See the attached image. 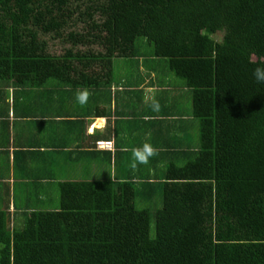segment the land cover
<instances>
[{
	"label": "trees",
	"instance_id": "trees-1",
	"mask_svg": "<svg viewBox=\"0 0 264 264\" xmlns=\"http://www.w3.org/2000/svg\"><path fill=\"white\" fill-rule=\"evenodd\" d=\"M123 59L191 90L199 147L150 193L63 182L57 210L0 211V264H264V0H0L2 81L109 87Z\"/></svg>",
	"mask_w": 264,
	"mask_h": 264
},
{
	"label": "crops",
	"instance_id": "crops-1",
	"mask_svg": "<svg viewBox=\"0 0 264 264\" xmlns=\"http://www.w3.org/2000/svg\"><path fill=\"white\" fill-rule=\"evenodd\" d=\"M153 65L116 60L114 79L101 88L51 80L29 89L0 80V211L18 225L27 212L57 210L63 182L133 181L150 193L170 154L196 151L191 90ZM145 143L156 154L133 169V150Z\"/></svg>",
	"mask_w": 264,
	"mask_h": 264
},
{
	"label": "clouds",
	"instance_id": "clouds-1",
	"mask_svg": "<svg viewBox=\"0 0 264 264\" xmlns=\"http://www.w3.org/2000/svg\"><path fill=\"white\" fill-rule=\"evenodd\" d=\"M252 77L255 82L258 84H264V66H256L252 71ZM87 97V90L78 92L76 95V99L80 103H84ZM152 109L158 110L159 103L153 101L151 104ZM156 154V150L151 147L148 143L143 144L139 148H135L133 150V162L131 163V167L133 169L136 168L137 164H147L148 159Z\"/></svg>",
	"mask_w": 264,
	"mask_h": 264
},
{
	"label": "rangeland",
	"instance_id": "rangeland-1",
	"mask_svg": "<svg viewBox=\"0 0 264 264\" xmlns=\"http://www.w3.org/2000/svg\"><path fill=\"white\" fill-rule=\"evenodd\" d=\"M141 43H143V42H141ZM55 44H57V42H55L54 45H55ZM52 48H53V46H52ZM140 48H141V47H140ZM56 49H57V48H56ZM58 49H60V46L58 47ZM143 49H147L148 51H150L149 48H147L146 46H144ZM143 49H142V50H143ZM143 51H144V50H143ZM116 73H117V75H118L119 73L122 74V72L118 71L117 68H116ZM178 81H180V80H178ZM180 82H181V81H180ZM161 205H162L161 194H158V195L155 194V196H154V202H153V201L144 202V201H140V199L137 200V208H138L139 210H142V209H144V208H149V209L152 210V213H153V214H154V212H155L156 209H158V208L161 207ZM155 229H156L155 220L152 219V223H151V237H152V238L155 237Z\"/></svg>",
	"mask_w": 264,
	"mask_h": 264
},
{
	"label": "built area",
	"instance_id": "built-area-1",
	"mask_svg": "<svg viewBox=\"0 0 264 264\" xmlns=\"http://www.w3.org/2000/svg\"><path fill=\"white\" fill-rule=\"evenodd\" d=\"M106 146H108V145H106Z\"/></svg>",
	"mask_w": 264,
	"mask_h": 264
}]
</instances>
